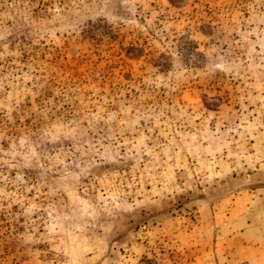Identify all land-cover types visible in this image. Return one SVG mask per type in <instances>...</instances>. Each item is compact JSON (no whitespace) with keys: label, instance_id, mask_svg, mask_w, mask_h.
Masks as SVG:
<instances>
[{"label":"rangeland","instance_id":"374dc122","mask_svg":"<svg viewBox=\"0 0 264 264\" xmlns=\"http://www.w3.org/2000/svg\"><path fill=\"white\" fill-rule=\"evenodd\" d=\"M260 188L264 0H0V264H188Z\"/></svg>","mask_w":264,"mask_h":264},{"label":"crops","instance_id":"0c3cea01","mask_svg":"<svg viewBox=\"0 0 264 264\" xmlns=\"http://www.w3.org/2000/svg\"><path fill=\"white\" fill-rule=\"evenodd\" d=\"M255 191L264 194V188ZM258 201L264 205V196H258ZM254 211L252 220L232 226L222 218L218 224L216 213L205 216L198 225L203 228L196 232L190 250L194 256L188 264H264V214Z\"/></svg>","mask_w":264,"mask_h":264}]
</instances>
